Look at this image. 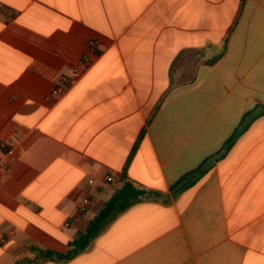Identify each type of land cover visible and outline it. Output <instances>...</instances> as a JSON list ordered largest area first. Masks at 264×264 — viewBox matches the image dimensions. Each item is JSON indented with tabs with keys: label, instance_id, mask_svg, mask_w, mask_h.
<instances>
[{
	"label": "crops",
	"instance_id": "obj_1",
	"mask_svg": "<svg viewBox=\"0 0 264 264\" xmlns=\"http://www.w3.org/2000/svg\"><path fill=\"white\" fill-rule=\"evenodd\" d=\"M258 105L264 0H0V264H264V116L171 191ZM123 174L159 196L72 260L40 257L66 253Z\"/></svg>",
	"mask_w": 264,
	"mask_h": 264
},
{
	"label": "trees",
	"instance_id": "obj_2",
	"mask_svg": "<svg viewBox=\"0 0 264 264\" xmlns=\"http://www.w3.org/2000/svg\"><path fill=\"white\" fill-rule=\"evenodd\" d=\"M220 57H216L209 63L216 62ZM165 96L159 102L157 109L163 103ZM156 109V110H157ZM264 116V105H258L254 110L249 111L243 117L240 126L233 135L224 143L222 149L216 154L208 157L198 168L183 175L171 187V191L178 195L183 191L195 186L204 178L227 153L232 149L236 142L242 137L255 120ZM142 134L130 156V160L142 140ZM123 186L117 190L112 197L104 204L101 211L87 225L86 231L79 233L70 243V249L66 253H56L49 250H39L40 257L49 258L55 261H69L85 252L91 243L102 234L105 229L123 212L134 204L151 197H158V193L136 187L129 181L125 174L122 175Z\"/></svg>",
	"mask_w": 264,
	"mask_h": 264
},
{
	"label": "built area",
	"instance_id": "obj_3",
	"mask_svg": "<svg viewBox=\"0 0 264 264\" xmlns=\"http://www.w3.org/2000/svg\"><path fill=\"white\" fill-rule=\"evenodd\" d=\"M98 44H99L98 40L92 41L91 42V48L92 49L97 48ZM84 62L86 63L87 68H89L91 66V64H92V62L90 61L89 57H85ZM81 71H82V69L77 67L76 69H74L73 75L80 74ZM71 84H72L71 76L65 75V74L60 75L59 83L52 90L51 95L52 96H56V97L63 95L68 90V88L70 87ZM106 180L107 181H112L113 177L112 176H107ZM88 203H89V198H85L84 201H83V205L86 206Z\"/></svg>",
	"mask_w": 264,
	"mask_h": 264
}]
</instances>
